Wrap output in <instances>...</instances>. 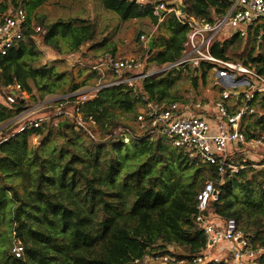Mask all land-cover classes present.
Segmentation results:
<instances>
[{
    "label": "trees",
    "instance_id": "16d2710c",
    "mask_svg": "<svg viewBox=\"0 0 264 264\" xmlns=\"http://www.w3.org/2000/svg\"><path fill=\"white\" fill-rule=\"evenodd\" d=\"M43 1L0 0V14L16 7L27 14L26 39L0 55V124L46 94L63 96L93 86L97 75L91 65L105 53L116 55L114 43L99 37L93 21L78 17L76 22L63 18L47 22L44 16H33ZM167 1L101 0L103 7L121 20L146 18L155 26L151 45H146L141 55L144 71L176 61L184 48L189 27L182 18L170 12L159 21L154 14L158 2L177 8L168 6ZM180 1L185 19L193 16L209 22L224 14L230 4L229 0ZM35 25L45 32H35ZM261 28L248 29L244 37L234 33L229 39L216 38L210 52L264 73ZM46 49L53 60L44 58ZM69 59L85 65L65 62ZM212 66L208 62L196 67L186 63L140 77L133 86L104 87L77 111L73 102L64 104V109L87 121L92 134L75 128L74 116L64 114L49 117L37 127L19 130V124L13 132H4L0 142V217L7 209L14 241L23 251L16 257L1 244L0 264H160L143 262L142 257L164 253L191 256L204 242L196 220V195L206 180L214 181L220 198L208 201L202 216L212 221L233 218L254 243L264 247V159L258 168L248 165L232 177L224 174L217 182L215 165L189 158L163 135L151 133L148 117L142 127L137 120L138 109L144 105L142 95L156 106L185 103L207 86L219 95L223 87L214 78ZM183 71L190 81L188 94L174 90ZM13 82L29 97L8 102L4 86ZM64 101L45 105L37 116H51ZM252 104L256 111L248 118V135H253L256 127H264V93L256 94ZM123 114L133 115L121 120ZM90 123L100 128V141L94 140ZM119 128L128 129L131 135H122ZM33 136H37L36 142H32ZM230 155L241 161V154L233 151ZM259 264H264V251Z\"/></svg>",
    "mask_w": 264,
    "mask_h": 264
},
{
    "label": "built area",
    "instance_id": "2783aa9c",
    "mask_svg": "<svg viewBox=\"0 0 264 264\" xmlns=\"http://www.w3.org/2000/svg\"><path fill=\"white\" fill-rule=\"evenodd\" d=\"M134 1L146 4L151 0ZM229 1L230 4L225 13L213 22L193 16L185 19L178 8L166 7L164 2L156 3L154 14L158 16L159 21L168 13L174 12L189 27L182 54L176 61L164 63L161 66H150L144 71L141 56H113L105 53L91 65L97 75L96 83L61 96L60 99L65 101L59 104L51 116L32 117V114L44 106L39 105L33 110L29 106L8 122L16 121L20 124L18 129L21 130L25 127H37L49 117L64 114L74 116L75 128H82L92 134L87 121L80 114L75 115L64 109V104L73 102L74 109L77 111L81 104L94 97L101 88L121 83L133 86L134 81L143 76L186 63L196 67L201 62H208L214 65L211 68L213 76L223 87L218 97L190 98L185 103L172 101L165 106H156L142 95L140 98L144 101V105L138 109L137 120L142 127L145 124V118L148 117L150 126L153 127L151 133L163 135L173 146L182 149L189 158L215 165L217 182L223 178L224 174L232 177L238 170L248 165L258 168L259 161L264 159V127H256L253 135H248L245 127L248 118L256 111L252 100L256 94L264 93V73L256 71L241 61L214 56L210 52V44L216 38L229 39L234 33L244 37L248 29L252 30L258 25H262L258 34H263L264 0ZM26 29L27 14L23 8L16 7L7 13L0 14V55L6 54L19 41L25 40ZM34 30L45 32L40 25H35ZM144 38L142 34L141 39ZM148 38H145L146 42ZM108 73L112 76L108 77ZM4 89L8 102L28 96L18 82L7 84ZM119 131L122 135L124 133L131 135L126 128H119ZM2 132L0 128V142L3 141ZM36 140L37 136H33L32 142ZM125 140L128 138L125 137ZM233 151L242 155L241 161L231 158L230 154ZM219 198L220 189L215 186L213 180H206L196 195L198 210L196 220L200 223L204 234V242L196 253L182 257L174 253L155 256L145 254L142 261L160 264H259L264 247L254 243L252 236L241 229L233 218L212 221L202 216L201 211L206 208L207 202L217 201ZM169 250L173 251L172 247H169ZM22 251L20 244L12 248V253L16 257L21 256Z\"/></svg>",
    "mask_w": 264,
    "mask_h": 264
},
{
    "label": "rangeland",
    "instance_id": "374dc122",
    "mask_svg": "<svg viewBox=\"0 0 264 264\" xmlns=\"http://www.w3.org/2000/svg\"><path fill=\"white\" fill-rule=\"evenodd\" d=\"M38 14L45 17V21L50 22L54 21L58 18L63 19H72L76 22V18L81 17L87 20L93 21L96 24L97 32L99 37L105 38L106 41L112 42L115 45V54L117 56H141L144 50V47L147 45L145 41L146 37H149L150 34L154 31L155 26L150 22L149 19L146 18H134L129 20H121L118 16L111 10L105 9L101 3V0H44L40 5H38L34 14ZM144 35L145 38L141 39V35ZM96 52V50L92 49V52ZM52 52L48 49L44 51V58L46 60H53L50 58L53 57ZM48 57V58H47ZM57 60V59H56ZM73 62L81 63L85 65L84 61L75 62L73 60H68L65 62ZM59 63V61H56ZM190 81L187 77V74L183 71L181 78L178 80L176 85L174 86V90H176L179 94H188L190 92ZM187 90V91H186ZM2 91V87L0 86V94ZM218 96L216 90H212L211 86H207L201 90V95H196V99H213ZM29 95L27 96V98ZM61 95L59 94H46L43 99H39L38 102L31 101L30 107L31 110L37 109L36 107L41 105L45 106L48 104L55 103L57 100H60ZM0 101H2L0 97ZM30 110V111H31ZM43 108L38 109L32 117L40 115L43 113ZM133 114H123L120 116V119H124L125 116H132ZM62 118V117H61ZM132 123V121H129ZM91 124V123H90ZM16 126H19V123L16 121L4 122L0 124V128H2V133L4 132H13L14 129H17ZM91 127L94 130V140L100 141L101 130L98 126L91 124ZM91 130V129H90ZM92 132V131H91ZM85 139V144L87 143V137L83 136ZM62 140H60V144ZM194 170L191 169L189 175ZM186 172L183 171L182 174ZM2 213L0 217V245H4V247L12 251L14 245L19 244L14 241V233L12 230L10 218L11 215L7 213V209ZM2 256H0V259Z\"/></svg>",
    "mask_w": 264,
    "mask_h": 264
},
{
    "label": "water",
    "instance_id": "95a60500",
    "mask_svg": "<svg viewBox=\"0 0 264 264\" xmlns=\"http://www.w3.org/2000/svg\"><path fill=\"white\" fill-rule=\"evenodd\" d=\"M166 3L168 6L175 5L180 10L181 13L184 12V5L182 4V2L180 0H168ZM151 40H152V37L149 36L148 41H147V45H149V46L151 45Z\"/></svg>",
    "mask_w": 264,
    "mask_h": 264
}]
</instances>
